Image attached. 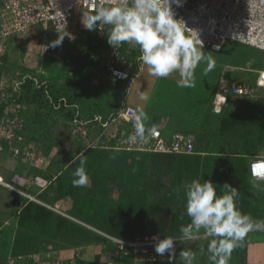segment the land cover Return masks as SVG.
<instances>
[{
	"label": "rangeland",
	"instance_id": "1",
	"mask_svg": "<svg viewBox=\"0 0 264 264\" xmlns=\"http://www.w3.org/2000/svg\"><path fill=\"white\" fill-rule=\"evenodd\" d=\"M41 1L0 0V56L3 60L6 58L15 71L22 70L25 79L29 78L21 98L24 106L19 102L16 104L23 110V132L27 141L37 144L39 148L33 160L0 153V175L5 181V184L0 183V264H10L14 256L11 252L19 224V210L21 202L26 199L42 204L107 237L109 241L103 247H98L106 264H170L167 253L160 256L154 249L155 241L152 237H163L160 234L146 235L143 230L135 233V241L129 242L151 243L147 244L151 248L140 245L134 253H121L112 238L128 241L129 238L122 233H130V229L126 231V224L119 222L130 220L132 215H137V210H134V206H130V211L125 209L124 202L120 201L121 193L115 187L105 194L103 205L99 208L106 218L114 216L117 219L116 223L119 225L114 227L119 233L115 235L95 229L72 216L70 197L55 204L41 201L38 197V193L50 184L51 176H58L61 170L72 163L73 157L89 149H108V145L116 143L113 137L118 132L122 134L124 130L128 131L126 126L120 127L114 123H110L107 128L103 126L104 121L112 117L111 113L122 108L124 85L111 79L105 72L106 56L102 55L94 60L95 70L99 69L101 72L86 71L89 68L85 62L93 59L87 52L95 51L90 44L91 36L97 30L89 31L83 25L82 21L89 13L83 9L76 10L70 20L69 31L73 37L66 35L61 46L56 47L53 52L45 53L43 48L57 38L58 32L50 23L27 22L22 16L32 15L33 8ZM77 12L80 13L77 15ZM105 45L108 48L107 41ZM133 50L139 49L133 46ZM204 51L214 57L215 68H219L217 72L220 84L216 96L213 94L212 97V90L208 92L209 87L198 83L197 88L193 89L198 97L201 94L200 98H205V102L197 104L195 108L186 101L193 100L190 96H182L186 89L177 86V74L166 79L156 78L149 74L146 66L144 77L127 94L126 105L138 103L144 107L149 118L147 125L161 128L166 135H172L176 125H184L197 136L201 152L196 157L200 159L199 168L197 165L184 179L181 195L184 196V185L193 179L211 180L218 186L227 182L239 190V196L247 195L255 205L264 207V183L253 180L247 174L251 158L258 153L264 154V87L258 84L260 72L264 70V50L229 40L220 52H213L209 48ZM138 56L134 55L130 59L135 62ZM203 67L204 65L198 67L201 73ZM201 73L196 71L199 77L203 76ZM215 77H207L210 87L217 83ZM2 78L8 80L0 73V82ZM237 83L250 85L253 93L242 97L231 94L230 87ZM20 90L21 88L18 91L13 89L10 94L20 93ZM138 90L143 91L148 99L140 100ZM180 101L183 103L182 108L191 109H187L186 115L183 113L177 118L175 104ZM100 116L103 122L98 119H101ZM162 119H168V124H163ZM211 163L216 164L214 170L212 166L208 169ZM169 181L174 183L175 178L169 176ZM90 184L89 177L88 185ZM162 194L170 197L169 190ZM176 198L173 197V200ZM182 202L183 199L178 203L172 202L171 208L172 223L178 235L180 224L189 222L185 208L180 204ZM88 210H95L91 215L97 214L95 207ZM181 216L184 217L183 221L180 220ZM148 237L149 240L146 239ZM175 246L177 260L174 264H182L178 258L183 249H190L195 254L193 264H210L206 252L207 240L202 233L194 241L181 243L176 240ZM202 247L204 252L200 251ZM42 251L45 250L33 251L23 257L31 258L33 262L41 259L43 264H50L51 252L54 253L55 250L48 246L47 251ZM229 264H264V231L254 229L249 232L243 246L233 251Z\"/></svg>",
	"mask_w": 264,
	"mask_h": 264
},
{
	"label": "clouds",
	"instance_id": "2",
	"mask_svg": "<svg viewBox=\"0 0 264 264\" xmlns=\"http://www.w3.org/2000/svg\"><path fill=\"white\" fill-rule=\"evenodd\" d=\"M182 3L183 0H88L89 14L82 22L89 31L103 26L108 44L115 49L125 44L137 47L139 59L151 76L166 79L177 74L178 87L192 88L196 85L197 68L204 65L202 75L206 77L216 67V61L204 51L198 30L177 17L173 5L179 7ZM57 32V38L47 46L62 45L68 33ZM137 94L142 101L148 99L141 90ZM129 112L133 128L127 137L130 144L143 143L156 133L154 125H147L149 118L144 107L137 105ZM76 160L79 165L72 172V186L87 187V157L83 151L72 162ZM249 167L253 178L264 182V154L258 153ZM183 194L189 222L180 224L178 236L153 237L155 252L160 256L167 253L170 264L177 260L176 240L194 241L202 233L207 240L210 264H229L233 251L243 246L249 232L264 231V220H256L240 209L239 190L227 182L218 186L211 180L193 179L184 185ZM183 219L181 216L180 220ZM200 251L205 249L202 247ZM178 259L182 264H193L196 256L190 249H183Z\"/></svg>",
	"mask_w": 264,
	"mask_h": 264
},
{
	"label": "trees",
	"instance_id": "3",
	"mask_svg": "<svg viewBox=\"0 0 264 264\" xmlns=\"http://www.w3.org/2000/svg\"><path fill=\"white\" fill-rule=\"evenodd\" d=\"M96 59L85 62L86 67L95 70L93 65H95L94 60ZM2 60L3 57L0 56L1 75L12 79L16 75L15 68H12L6 58L3 60L5 62ZM16 77L17 75L14 78ZM28 79L23 81L20 93L11 94L10 103L19 102L22 107L24 106L21 98ZM123 85L125 93L127 84ZM12 91L10 89L9 93ZM8 104L0 102V119ZM119 111L112 113L111 116H115ZM200 153L197 136H195V153L190 155L129 152L113 148L89 149L84 152V155L87 157L86 169L91 178L90 185L83 188L72 186V172L79 165V160H76L75 163L72 162L64 170H61L58 176L52 175L50 184L38 193V197L41 201H48L52 204L70 197L72 199L70 211L72 216L108 234L119 233L114 225L126 224L125 230L130 229V233L122 234L129 238L128 241H135V233L142 230L146 235L160 234L163 238L165 235L178 236L172 223L171 208L174 201L178 203L183 199L184 202V196L181 195L182 182L197 165L199 168L200 159L196 157ZM211 166L212 170L216 168L215 163H211L208 169ZM247 174L249 175L248 170ZM169 176L175 178L174 183L172 181L170 183ZM114 187L121 193L120 201L124 202L125 209L130 211L132 209L130 206H134L136 207L134 210H137L135 212L137 215H132L130 220H120L119 224L116 223L117 219H114V216L106 218V215L100 210L105 194ZM168 190L170 197L162 194ZM173 197L177 198L173 200ZM183 202L180 203L182 207H184ZM238 206L254 219H264V207L255 205L247 195L239 196ZM92 207L97 208V214L91 215L95 210L89 211L88 208ZM106 241H109L107 237L92 228L75 222L42 204L26 199L21 202L19 224L11 253L19 257L33 251H47L48 246L57 251L100 245ZM135 251L134 248L128 247L127 252L123 253L129 254ZM76 263L106 264L101 254H97L93 262L76 258ZM23 264H34V262L30 258ZM66 264L71 263L66 262Z\"/></svg>",
	"mask_w": 264,
	"mask_h": 264
},
{
	"label": "built area",
	"instance_id": "4",
	"mask_svg": "<svg viewBox=\"0 0 264 264\" xmlns=\"http://www.w3.org/2000/svg\"><path fill=\"white\" fill-rule=\"evenodd\" d=\"M173 8L177 17L183 18L188 27L198 30L204 48L220 52L226 43L232 40L264 50V0H183L182 6L173 5ZM33 9L32 15H22L27 22L50 23L56 31L58 30L61 34L67 32L69 37H73L72 32L69 31L70 20L78 9H83V11L89 13V4L88 0H42ZM95 36L92 46L100 48L107 37L105 28L103 26H101V29L97 28ZM47 45L43 48L45 53L55 50V48ZM87 53L92 55L93 58L96 56L93 50ZM87 53L85 52V54ZM133 54V46L125 44L119 49L111 46L109 55L104 62L105 72L113 80L126 83L127 92H129L145 68V65L139 59L140 55L135 62L130 59ZM16 75L17 77L14 78ZM16 75L8 80L3 78L0 82V102L9 103L0 119V153L33 160V158H36L39 148L37 144L28 142L24 135L25 118L22 114V108L16 102L10 103L11 94L9 90L18 91L25 80V74L21 70L16 71ZM258 84L264 87V70L260 72ZM230 92L235 96L242 97L252 94L253 89H251L250 85L237 83L230 87ZM130 109L134 110L135 107L124 105L118 114L108 120H102L101 116V119L98 118L102 120L101 122L104 121L103 126L106 128L110 126V123L128 128V131L124 130L122 134L118 132L113 137L116 143L112 145L113 147L107 144L110 148L129 152L173 155L195 153V136L193 134L177 131L169 136L158 127L156 128V133L148 137L143 143L130 144L127 140V137L133 132L130 121ZM18 125L21 126L17 128ZM15 126L16 128H14ZM253 158L249 161V165ZM249 165V175L255 180L251 175ZM0 183L5 184V181L0 180ZM6 185L10 186L9 183ZM146 239L149 240L150 238ZM112 240L118 245L121 252H127L128 247L137 250L140 245L151 244L139 241L129 242L116 238H112ZM146 247L151 248L149 245ZM27 259L23 256H12L10 264H23Z\"/></svg>",
	"mask_w": 264,
	"mask_h": 264
},
{
	"label": "crops",
	"instance_id": "5",
	"mask_svg": "<svg viewBox=\"0 0 264 264\" xmlns=\"http://www.w3.org/2000/svg\"><path fill=\"white\" fill-rule=\"evenodd\" d=\"M84 12H86V11H84ZM78 13H80V12H77V15H78ZM96 35V31H95V34L93 35V36H91L92 38H91V43L90 44H92V41H93V39H94V37H96L95 36ZM105 39H107V37L105 38ZM104 39V40H105ZM106 41L107 40H105V42H103L102 44H101V47L100 48H94L93 46V48H94V53H95V57L93 58V59H95V58H98V57H100V56H106L105 57V60H106V58H107V56L109 55V52H110V48H111V46L110 45H108V48L106 47V45H105V43H106ZM89 47H90V45H89ZM88 47V48H89ZM105 48H107V49H105ZM56 49V48H55ZM205 49V48H204ZM210 50V49H209ZM212 51V50H211ZM214 52V51H213ZM138 54L140 55V53H139V50H137V51H134V54H133V56L135 55V56H138ZM81 61V60H80ZM81 63V62H80ZM88 68H90V67H88ZM96 69V68H95ZM197 70H198V73H201V70H199L198 68H197ZM196 70V71H197ZM217 70L219 71V68H214V70L212 71V72H210L206 77H204V76H202V77H199V76H197V74H196V85H195V87H192V88H183L184 90H185V92L184 93H182V96H184V95H187L188 97L190 96L193 100H191V99H189V100H186L188 103H192V105L191 106H193V107H195V108H197V104H199V103H202V102H205V98H200V97H202V95L200 94L199 95V97H198V95L196 94V92H195V90L193 89V88H197V84L198 83H202V84H204L203 86L205 87V86H207V88L209 87V89H208V92L210 91V90H212L211 92H210V94L212 95V97H213V94L216 96V94L218 93V89H219V84H220V75H219V73L217 72ZM86 71H88V72H92V73H94V71H100L101 72V70H99V69H97V70H90V69H86ZM146 65H145V68H144V71L142 72V74L140 75V77L136 80V82H134V84L132 85V87H131V89L129 90V92H122V95H121V97H122V99H121V103H122V107L124 106V105H126L127 104V102H126V96H127V94L128 93H131L132 92V90L134 89V87H135V84L137 83V81L139 82L143 77H144V75L146 74ZM200 71V72H199ZM201 75H202V73H201ZM215 75H216V77H215ZM215 77L216 78V84L214 83L211 87H210V84H209V79L207 78V77ZM203 79V80H202ZM117 83H121V84H124V82H120V81H116ZM202 86V87H203ZM139 88V87H138ZM140 89V88H139ZM183 90V91H184ZM205 96V95H204ZM65 99V98H64ZM183 99H185V97L183 98ZM221 100L223 101V98H221ZM95 103V102H94ZM94 103H92V104H94ZM182 104L183 103H181V101L180 102H177L175 105H177V108H176V115L178 114V117L177 118H179V116L180 115H182L183 113H185V115H186V112H188V110L187 109H189V108H186V107H184V108H182L181 106H182ZM189 104V105H190ZM95 105V104H94ZM130 106H133V107H135L136 108V106L138 105V103L137 104H129ZM103 107H106L105 105L103 106ZM181 108V109H180ZM191 109V108H190ZM111 115H112V113H111ZM168 122H169V120L168 119H162V123L163 124H168ZM157 128V127H156ZM175 131L174 132H177V131H184V132H189V133H191V134H193L194 135V133H192V132H190L191 130L190 129H188V127H186V126H182V125H176L175 127ZM190 130V131H189ZM169 136H171V135H169ZM195 136V135H194ZM21 201V200H20ZM103 244H100V245H88V246H86V247H84V248H66V249H61V250H59V251H55L54 253L53 252H51V258H52V261H50V264H66V262H70L71 264H77L76 263V258H79V259H81V260H84V261H88V262H93L94 261V259H95V256L97 255V254H102V252H100L99 250H98V247H100V246H102ZM103 247V246H102ZM94 251V252H93ZM102 251V250H101ZM92 253V254H91ZM49 256V257H50ZM34 264H43V262L41 261V259L40 260H35V262H34Z\"/></svg>",
	"mask_w": 264,
	"mask_h": 264
},
{
	"label": "bare ground",
	"instance_id": "6",
	"mask_svg": "<svg viewBox=\"0 0 264 264\" xmlns=\"http://www.w3.org/2000/svg\"><path fill=\"white\" fill-rule=\"evenodd\" d=\"M1 176V175H0ZM0 180H4L3 177L1 176V179Z\"/></svg>",
	"mask_w": 264,
	"mask_h": 264
}]
</instances>
